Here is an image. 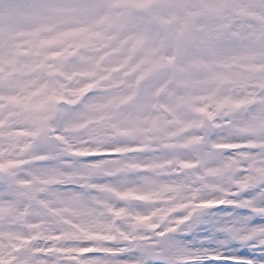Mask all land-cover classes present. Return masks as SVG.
Masks as SVG:
<instances>
[{
  "label": "snow or ice",
  "instance_id": "snow-or-ice-1",
  "mask_svg": "<svg viewBox=\"0 0 264 264\" xmlns=\"http://www.w3.org/2000/svg\"><path fill=\"white\" fill-rule=\"evenodd\" d=\"M0 264H264V0H0Z\"/></svg>",
  "mask_w": 264,
  "mask_h": 264
}]
</instances>
